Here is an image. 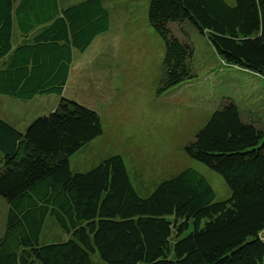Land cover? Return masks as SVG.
Wrapping results in <instances>:
<instances>
[{"label":"trees","instance_id":"trees-1","mask_svg":"<svg viewBox=\"0 0 264 264\" xmlns=\"http://www.w3.org/2000/svg\"><path fill=\"white\" fill-rule=\"evenodd\" d=\"M234 1L150 0L148 22L165 44L159 91L195 77L193 32L207 38L225 67L264 79V0ZM69 3L0 0V95L58 98L24 131L0 118V264H95L92 255L103 264H264V122L230 99L185 146L223 179L230 190L224 201H215L193 169L145 198L119 155L71 172L69 158L102 129L96 111L63 92L73 51L84 52L108 31L109 12L102 0ZM48 216L67 235L64 242L40 245Z\"/></svg>","mask_w":264,"mask_h":264},{"label":"rangeland","instance_id":"rangeland-1","mask_svg":"<svg viewBox=\"0 0 264 264\" xmlns=\"http://www.w3.org/2000/svg\"><path fill=\"white\" fill-rule=\"evenodd\" d=\"M77 4L85 0H68ZM233 7L234 0H224ZM150 0H102L109 12V29L84 51H73V63L63 97L99 115L102 134L69 158L70 170L86 173L102 160L119 155L136 192L145 198L163 181L193 169L210 183L215 201L230 197L223 179L191 159L185 146L193 140L223 99L243 114L264 122V79L225 67L204 35L189 36L194 78L166 92L159 91L165 44L147 18ZM174 28V27H173ZM175 29V28H174ZM14 25L13 43L19 36ZM58 98L23 102L0 95V118L24 131L30 122L49 114ZM246 116V115H245ZM6 204L0 198V237ZM264 239V232L261 234ZM53 217L43 224L40 245L67 239ZM95 264H103L92 255Z\"/></svg>","mask_w":264,"mask_h":264},{"label":"crops","instance_id":"crops-1","mask_svg":"<svg viewBox=\"0 0 264 264\" xmlns=\"http://www.w3.org/2000/svg\"><path fill=\"white\" fill-rule=\"evenodd\" d=\"M40 98V100H42V98H47V97H39Z\"/></svg>","mask_w":264,"mask_h":264}]
</instances>
